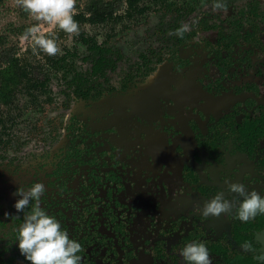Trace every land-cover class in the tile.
I'll return each instance as SVG.
<instances>
[{"label": "flooded vegetation", "instance_id": "flooded-vegetation-1", "mask_svg": "<svg viewBox=\"0 0 264 264\" xmlns=\"http://www.w3.org/2000/svg\"><path fill=\"white\" fill-rule=\"evenodd\" d=\"M215 2L142 0L129 18L123 8L120 20L81 23L111 31L80 32V53L46 59L60 82L52 116L12 141L0 110V264H30L14 239V193L37 182L81 264H188L180 251L192 242L211 264H264V214L242 222V198L226 191L240 182L264 197V0ZM193 18L183 39L171 34ZM32 69L35 87L18 92L40 112L53 105L51 73ZM221 193L233 209L203 215Z\"/></svg>", "mask_w": 264, "mask_h": 264}, {"label": "clouds", "instance_id": "clouds-1", "mask_svg": "<svg viewBox=\"0 0 264 264\" xmlns=\"http://www.w3.org/2000/svg\"><path fill=\"white\" fill-rule=\"evenodd\" d=\"M76 3L77 0H15V6L36 21L25 29L20 38L26 42L30 41L34 52L39 49L48 56L62 54L55 34L43 33L42 24H52L69 36L79 35L80 25L74 19L77 14ZM212 8L226 11V5L221 0L213 3ZM196 23H198L196 18L190 22H182L171 34L183 39ZM226 191L242 198L236 208V215L242 222H248L258 214H264V197L254 190H246L243 183L227 184ZM44 192L43 183L37 182L27 188L19 187L14 193L19 197L14 203V208L17 212L23 213L22 222L13 229L20 254L30 264H81L82 257L79 255L83 252L81 244L70 239L60 222L40 207L39 201ZM30 204V210L25 211L29 209ZM233 207V201L221 193L206 201L202 214L219 217L229 213ZM244 247L253 250L251 244H245ZM180 255L188 264H211L208 249L203 242L186 244ZM257 259L264 261V254L257 253Z\"/></svg>", "mask_w": 264, "mask_h": 264}, {"label": "rangeland", "instance_id": "rangeland-1", "mask_svg": "<svg viewBox=\"0 0 264 264\" xmlns=\"http://www.w3.org/2000/svg\"><path fill=\"white\" fill-rule=\"evenodd\" d=\"M85 0H77L76 5L78 4L80 7L82 6L83 2ZM123 9L119 11V13L122 12ZM18 7L15 6V0H0V34H6L8 29L20 27V26H31L32 24L36 23V21L32 20L29 15L27 14L25 18H20L18 16ZM150 13V12H149ZM150 14L147 16L149 17ZM152 18V17H151ZM152 22V19L147 18V22L144 23L149 24ZM80 32H82L85 35H94L96 36V39L99 41L101 40L105 34H108L110 29V25H98V26H88L86 24H80ZM127 26V29H132L135 31V29L140 30L138 28V25L131 22L125 23ZM121 28V25H116L114 27L115 31H118ZM42 32L45 34L48 33H54L56 37V42L61 49V52L65 51V49L71 50L76 49L79 53L81 51L77 36H69L63 31H60L58 27H55L52 24H42ZM141 31V30H140ZM140 31L138 34H140ZM79 32V33H80ZM131 32H129L127 35L130 37ZM21 36H8V45L14 46L16 48L15 51V57L21 66H25L26 70L30 71L32 68V72L35 73L36 70L35 67H39L42 69V72L48 73V65H47V58H53L60 56L61 54H57L55 56H48L44 54L42 51L37 49L35 52L32 49L31 42L30 41H24L20 38ZM51 38V37H50ZM126 38V35H125ZM34 70V71H33ZM51 73V72H49ZM36 76H39V72L35 74ZM49 83L47 90L49 91L50 98L52 100L53 105L51 104H43L41 105V111L37 112L34 110V107L32 104H29L28 99L23 93H16L15 97L12 99L13 105L10 107H3L0 106L1 113L5 115L4 117V123L5 127L11 128L10 131H8L7 134H10V140L14 141L16 138H24L29 135V127H34V125L40 124L38 122L40 119L43 120L42 123H45L46 118H49L52 116V112L55 110L56 106L54 103H56L57 96L56 93V85L59 84V75L51 73L49 75ZM41 98L40 100H42ZM42 103V102H41ZM7 116V117H6ZM11 121V122H9ZM10 125V126H9Z\"/></svg>", "mask_w": 264, "mask_h": 264}, {"label": "trees", "instance_id": "trees-1", "mask_svg": "<svg viewBox=\"0 0 264 264\" xmlns=\"http://www.w3.org/2000/svg\"><path fill=\"white\" fill-rule=\"evenodd\" d=\"M142 0H85L80 7L78 4L77 14L74 19L78 23L98 24L108 21L120 20L115 17L116 13L124 8V15L129 18L137 13V5ZM18 16L25 18L27 13L18 8ZM29 26H20L8 29L6 34H0V106L7 107L11 103V96L22 89L28 93L32 84L28 77L25 66L19 65L14 46L8 45V36H21Z\"/></svg>", "mask_w": 264, "mask_h": 264}]
</instances>
